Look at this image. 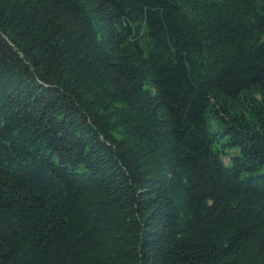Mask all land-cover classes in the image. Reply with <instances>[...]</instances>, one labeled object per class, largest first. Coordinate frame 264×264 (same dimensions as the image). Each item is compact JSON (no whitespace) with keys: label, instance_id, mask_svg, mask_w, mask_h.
<instances>
[{"label":"trees","instance_id":"obj_1","mask_svg":"<svg viewBox=\"0 0 264 264\" xmlns=\"http://www.w3.org/2000/svg\"><path fill=\"white\" fill-rule=\"evenodd\" d=\"M0 264H264V0H0Z\"/></svg>","mask_w":264,"mask_h":264}]
</instances>
